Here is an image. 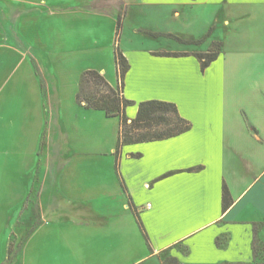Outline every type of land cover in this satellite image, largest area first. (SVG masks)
I'll return each instance as SVG.
<instances>
[{
  "label": "crops",
  "instance_id": "crops-1",
  "mask_svg": "<svg viewBox=\"0 0 264 264\" xmlns=\"http://www.w3.org/2000/svg\"><path fill=\"white\" fill-rule=\"evenodd\" d=\"M94 1L0 0V99L23 102L4 121L33 133L35 167L1 264H255L264 234V0H122V33L135 17L132 41L204 39L120 43L130 64L123 94L135 102L129 120L139 103L161 100L192 123L178 136L122 147L127 193L115 172L119 117L76 98L86 70L118 86L120 13L88 8ZM216 43L219 56L202 71L196 54ZM164 52L189 55H155ZM224 183L234 200L225 213Z\"/></svg>",
  "mask_w": 264,
  "mask_h": 264
},
{
  "label": "trees",
  "instance_id": "trees-1",
  "mask_svg": "<svg viewBox=\"0 0 264 264\" xmlns=\"http://www.w3.org/2000/svg\"><path fill=\"white\" fill-rule=\"evenodd\" d=\"M104 0H96L92 2L88 8L97 10L100 4ZM127 10L122 7L120 14L117 18V31H116V44L114 49L118 86H112L107 79L96 70L84 71L79 80V91L77 93V102L83 105L87 109H94L103 111L107 117H116L120 119V131L116 149V163L115 172L121 183V186L125 193L128 188L124 182V179L120 173V160L122 154V147L127 144L139 143V142H151L165 140L171 137L178 136L189 131L192 128V123L183 118L175 103L161 101V100H148L139 103L138 112L135 119L129 120L126 114V109L129 106L135 105V102L127 99L124 92V81L127 72L130 69V64L119 44V38L121 37L123 22L126 16ZM153 37H167L181 43H201L204 39L198 41H185L179 36L171 33H149ZM220 43H216L214 48L207 53L196 54L201 62V70L204 71L212 62L217 60L219 56ZM155 55L165 56H187L188 53H173L164 52L156 53ZM37 74L42 75L35 61H33ZM43 79V77H42ZM44 82V81H43ZM44 87V84H43ZM200 168H192L188 171H198ZM129 205L132 209L138 225L144 235L146 243L150 249L151 240L144 228L139 212L135 207L132 197L128 195ZM223 213H225L233 204L231 192L226 183L223 185Z\"/></svg>",
  "mask_w": 264,
  "mask_h": 264
},
{
  "label": "rangeland",
  "instance_id": "rangeland-1",
  "mask_svg": "<svg viewBox=\"0 0 264 264\" xmlns=\"http://www.w3.org/2000/svg\"><path fill=\"white\" fill-rule=\"evenodd\" d=\"M49 3H51V1H49ZM124 5L122 0H105L101 3L100 10L105 13H120L121 8L125 7ZM134 18L135 17L131 18L132 20L129 21L127 20V26H125L127 32L121 33L119 44H126V48L130 45H139L138 47L160 46L163 48H173L175 46L174 43L177 41L166 38L154 41L147 37H140L132 41L133 37L131 36V30L133 28ZM44 23L43 21L41 22V32L46 38L47 32ZM38 25L40 26V24ZM39 77L42 89H44L43 76L40 75ZM9 100H13V98ZM18 104H20V107L23 102L3 101L0 99V264L4 260L6 253L5 242L7 236L5 234L7 230L8 233H10L12 225L16 224V212L21 204L23 193L28 188H34L35 184L33 181L35 167L32 162L34 146L33 133L25 134L24 132H18L16 123L14 122L11 124V127L15 128H6L7 124L4 121V118L11 117L13 112L12 109L15 110ZM111 122L112 121L109 120L105 122L106 134L114 127ZM104 142L105 144L102 150H108L110 148L109 138L105 137ZM29 205L30 204H27L26 207ZM260 238L261 241H264V234L261 235ZM261 241L257 239L254 245L256 256L255 264H264V243ZM13 247L14 242L10 245V248Z\"/></svg>",
  "mask_w": 264,
  "mask_h": 264
}]
</instances>
